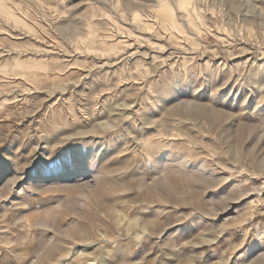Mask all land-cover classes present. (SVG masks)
Returning a JSON list of instances; mask_svg holds the SVG:
<instances>
[{"label":"rangeland","instance_id":"obj_1","mask_svg":"<svg viewBox=\"0 0 264 264\" xmlns=\"http://www.w3.org/2000/svg\"><path fill=\"white\" fill-rule=\"evenodd\" d=\"M263 81L264 0H0V264H264Z\"/></svg>","mask_w":264,"mask_h":264},{"label":"bare ground","instance_id":"obj_2","mask_svg":"<svg viewBox=\"0 0 264 264\" xmlns=\"http://www.w3.org/2000/svg\"><path fill=\"white\" fill-rule=\"evenodd\" d=\"M162 3V2H161ZM160 8H161V5L159 6ZM165 7V6H164ZM162 9V8H161ZM160 9V10H161ZM163 10H165V9H163ZM170 14V13H169ZM136 20V19H135ZM135 22V21H134ZM141 22V21H140ZM140 22H137L138 24H141ZM143 25V24H142ZM173 25V24H172ZM133 51H131L130 53H132ZM140 54V53H139ZM246 72V71H245ZM260 88H261V90L262 91H264V81H263V83L259 86ZM262 93H264V92H262ZM264 102V101H263ZM123 104V103H122ZM125 105V104H124ZM176 105V104H175ZM264 107V106H263ZM174 110V109H173ZM100 122V121H99ZM108 122H105V123H101V124H107ZM100 125V124H99ZM105 126V125H104ZM146 227H147V225H143V228L142 229H140L139 231H136L134 234H131V237L134 239V240H138V238L140 239V238H142L143 236H145V234H144V232L145 233H148V231L146 230ZM108 239H106L105 238V241H107ZM76 247H77V244L75 245V250H76ZM85 253V252H84ZM87 254V253H86ZM76 255V254H75ZM93 255V254H92ZM81 257H85V258H83V259H85L83 262H84V264H88V256L86 257V255L85 256H81ZM82 259V260H83ZM95 259V258H94ZM94 262V261H93ZM104 264H106V263H104Z\"/></svg>","mask_w":264,"mask_h":264}]
</instances>
